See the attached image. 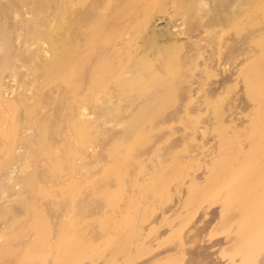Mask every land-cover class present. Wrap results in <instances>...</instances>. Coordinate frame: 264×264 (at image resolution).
<instances>
[{
	"label": "rangeland",
	"instance_id": "obj_1",
	"mask_svg": "<svg viewBox=\"0 0 264 264\" xmlns=\"http://www.w3.org/2000/svg\"><path fill=\"white\" fill-rule=\"evenodd\" d=\"M0 264H264V0H0Z\"/></svg>",
	"mask_w": 264,
	"mask_h": 264
},
{
	"label": "bare ground",
	"instance_id": "obj_2",
	"mask_svg": "<svg viewBox=\"0 0 264 264\" xmlns=\"http://www.w3.org/2000/svg\"><path fill=\"white\" fill-rule=\"evenodd\" d=\"M244 194H245V192H244Z\"/></svg>",
	"mask_w": 264,
	"mask_h": 264
}]
</instances>
